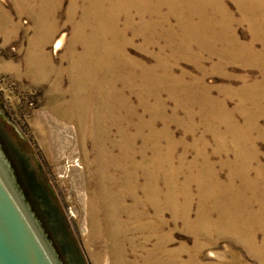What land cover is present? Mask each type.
Listing matches in <instances>:
<instances>
[{
    "label": "bare ground",
    "instance_id": "bare-ground-1",
    "mask_svg": "<svg viewBox=\"0 0 264 264\" xmlns=\"http://www.w3.org/2000/svg\"><path fill=\"white\" fill-rule=\"evenodd\" d=\"M224 1L71 0L68 21L73 23L77 13L79 20L67 52L74 62L63 73L51 65L45 52L55 25L53 13L62 0H13L16 13L28 14L34 22L25 62L28 74L41 81L54 73L57 80L52 93L71 95V100H51L47 112L74 126L73 142L81 152V163L75 166L82 170L79 174L88 193L89 239L102 241L112 264H139L140 259L143 264H200L197 255L204 247L200 242H195L198 254L188 262H180L179 253L165 251L169 241L163 236L166 211L171 212L175 224L180 221L197 239L207 238L210 245L230 239L264 264V175L258 168L251 179L248 166L258 162L253 135L264 140L260 125L264 120V0H233L240 22L247 23L251 32L248 44L237 39L231 28L235 21L225 10ZM19 29L0 4V36L9 41ZM137 38L143 41L141 51L158 49L161 59L157 56L156 65L146 67L128 57L126 49ZM63 41L64 36L54 48L59 50ZM158 42L165 43L160 46ZM257 42L260 50L255 49ZM79 44L81 53L75 49ZM194 47L218 57L217 65L238 63L257 70L259 77L244 80L239 91L225 90L223 100L212 99L207 86H198V80L185 84L183 74L176 76L161 57L167 49L175 56L189 57ZM193 56L190 58L197 62L198 57ZM90 59L93 62L86 64ZM157 71L162 73L155 75ZM64 74L70 76L68 92L60 89ZM164 92L175 101L171 115L175 120L179 109L186 112L188 123L196 114L203 118L206 130L217 142L216 155L228 157L234 150L236 162L221 163L223 167L235 165L225 183L219 181L197 147L199 142L194 148L201 165L198 168L191 163L189 176L179 183L182 166H171L172 153L179 144L168 128L172 117L161 96ZM230 96L239 99L233 110L227 107ZM236 114L243 117L242 123L234 120ZM43 120L40 118L39 131L47 148L53 150L55 136ZM158 123L163 125L160 130ZM186 132L193 134L195 129L188 126ZM162 141L166 142L165 150ZM191 185L196 186L198 200L194 219L190 215ZM253 203H257V211ZM139 235L140 241L136 239ZM150 239L158 241L148 249ZM130 252L133 260L128 259ZM233 262L237 264L238 258Z\"/></svg>",
    "mask_w": 264,
    "mask_h": 264
},
{
    "label": "rangeland",
    "instance_id": "rangeland-1",
    "mask_svg": "<svg viewBox=\"0 0 264 264\" xmlns=\"http://www.w3.org/2000/svg\"><path fill=\"white\" fill-rule=\"evenodd\" d=\"M49 1L55 2V0ZM70 2L71 0H62L61 5L54 10L55 25L45 46V52L50 57L51 65L63 73L74 62L73 58L67 56V52L79 20L77 13L73 23L68 21L67 13ZM0 4L3 10L11 13L13 22L20 26L15 36L9 41H4L0 36V145L61 263L112 264L109 251L103 246L102 241L89 239L90 225L86 210L88 193L79 174L82 170L75 166L81 163V152L73 142L75 140L74 126L65 125L64 122L47 112V106L51 100L62 97H65L63 98L65 101L71 100V95L66 94L61 97L56 91L52 93L57 80L54 73L48 80L44 78L41 81H34L28 74L25 62L29 39L33 36L34 22L28 14L18 15L16 13L13 0H0ZM224 5L227 13L235 21L231 28L239 42L250 43L251 32L247 23L240 22L241 16L235 2L225 0ZM166 12L167 10L164 9L163 13ZM169 23L173 25L175 20L171 18ZM62 36H64L63 46L56 50L54 44ZM164 43L158 42L160 46ZM142 46V39H135L134 44L129 45L126 49L128 57L130 56L129 58L146 67L156 65V59L158 60L157 56H159L158 49L151 48L149 53H145L141 51ZM261 48V44L257 42L255 49L260 50ZM75 49L77 53H81L83 47L79 44L75 46ZM191 54L189 57H186L188 54L175 56L170 49H167L161 57L165 63L173 67L176 76L183 74L185 84L198 80V86H207L212 99L214 97L223 100L227 96L225 90L239 91L244 80L250 82L259 77L257 70L242 67L238 63L225 64V66L217 65L218 57L209 56L198 48L194 47ZM193 55L198 57L197 62L190 58ZM88 62L93 61L92 59L87 60L86 64ZM158 73L160 74L162 71H157L155 75H159ZM61 81V91L68 92L71 86L70 76L64 74ZM161 96L166 103L167 113L171 116L176 107L175 101L170 99L165 92ZM230 97L232 98L227 99V107L229 110H233L238 105L239 99L238 96ZM150 101L153 103L152 99ZM132 103L137 105L138 102L133 98ZM185 113L183 109H179L177 120L171 116L172 119L168 125L173 140L179 144L172 153L171 161L172 167L180 168L182 166L179 183H183L189 176L188 166L191 163L196 164L197 167L201 165V158L194 148L197 142H199L197 147L203 150L212 164L214 172L218 174L219 181L225 183L235 165L223 167L221 163L224 161L235 163L234 150H231L228 157L216 155L214 150L217 142L213 135L206 130L203 118L196 114L192 122L188 123ZM40 118L44 119L45 126L51 132V136H55L53 150L47 148L45 137L39 131ZM233 118L237 122H243V117L239 114L234 115ZM179 122L185 124L182 125ZM260 125L264 129V120L260 121ZM188 126L195 129L193 134L186 132ZM162 127V123H158L157 129L160 130ZM113 132L112 136L115 133ZM253 138L255 139V154L258 157V162L248 164L251 179H255L258 168H261L264 175V140L257 139L256 135H253ZM87 143L90 144L89 141ZM140 144L139 141L137 147ZM161 145L165 150L166 142L162 141ZM234 184L237 186L239 181H234ZM189 192L191 194L190 215L194 219L198 212L196 186L191 185ZM180 202L183 204L184 199H181ZM252 206L254 211L258 210L257 203H253ZM164 220L166 225L163 229V236L169 240L164 249L170 253H179L180 262H188L191 256L197 255L195 242H200L204 245L200 254L197 255L200 264H231L234 258H238L237 264H260L243 246L230 239H221L216 245H210L207 238L204 237L197 239L185 230L180 221L177 224L172 221L170 211L164 212ZM136 239L140 241L142 238L139 235ZM150 240L151 242L146 246L148 249L153 248V245L158 241ZM130 253L128 259L133 260L134 253ZM139 264H143L142 259Z\"/></svg>",
    "mask_w": 264,
    "mask_h": 264
},
{
    "label": "water",
    "instance_id": "water-1",
    "mask_svg": "<svg viewBox=\"0 0 264 264\" xmlns=\"http://www.w3.org/2000/svg\"><path fill=\"white\" fill-rule=\"evenodd\" d=\"M0 264H62L1 145Z\"/></svg>",
    "mask_w": 264,
    "mask_h": 264
}]
</instances>
